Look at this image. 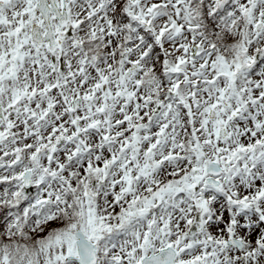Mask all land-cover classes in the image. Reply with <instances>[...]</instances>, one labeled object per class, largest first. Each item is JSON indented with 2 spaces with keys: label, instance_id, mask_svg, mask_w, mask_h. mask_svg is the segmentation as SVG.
<instances>
[{
  "label": "snow or ice",
  "instance_id": "snow-or-ice-1",
  "mask_svg": "<svg viewBox=\"0 0 264 264\" xmlns=\"http://www.w3.org/2000/svg\"><path fill=\"white\" fill-rule=\"evenodd\" d=\"M0 264H264V0H0Z\"/></svg>",
  "mask_w": 264,
  "mask_h": 264
}]
</instances>
